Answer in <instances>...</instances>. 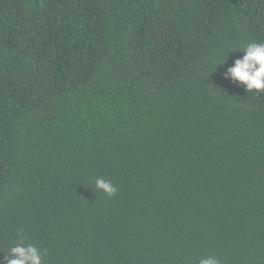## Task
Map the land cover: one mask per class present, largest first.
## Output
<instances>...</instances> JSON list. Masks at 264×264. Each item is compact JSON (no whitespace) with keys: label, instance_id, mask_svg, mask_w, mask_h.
Listing matches in <instances>:
<instances>
[{"label":"trees","instance_id":"1","mask_svg":"<svg viewBox=\"0 0 264 264\" xmlns=\"http://www.w3.org/2000/svg\"><path fill=\"white\" fill-rule=\"evenodd\" d=\"M249 42L264 0H0V252L264 264V93L223 75Z\"/></svg>","mask_w":264,"mask_h":264},{"label":"clouds","instance_id":"2","mask_svg":"<svg viewBox=\"0 0 264 264\" xmlns=\"http://www.w3.org/2000/svg\"><path fill=\"white\" fill-rule=\"evenodd\" d=\"M232 50H239L244 54L226 68L224 78L243 85L249 92L264 93V43L249 42L243 46H234L230 52ZM225 61L217 63L216 67ZM95 183L97 189L108 195L116 193L115 186L109 181L98 178ZM0 253H3L0 264H42L40 250L35 245L21 243L11 247L7 254ZM199 264H219V261L214 256H208L202 258Z\"/></svg>","mask_w":264,"mask_h":264}]
</instances>
